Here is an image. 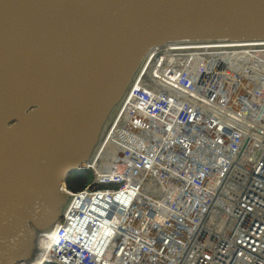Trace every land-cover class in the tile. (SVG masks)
Listing matches in <instances>:
<instances>
[{"label": "water", "instance_id": "95a60500", "mask_svg": "<svg viewBox=\"0 0 264 264\" xmlns=\"http://www.w3.org/2000/svg\"><path fill=\"white\" fill-rule=\"evenodd\" d=\"M264 41V0H0V264L36 258L147 55Z\"/></svg>", "mask_w": 264, "mask_h": 264}, {"label": "bare ground", "instance_id": "6f19581e", "mask_svg": "<svg viewBox=\"0 0 264 264\" xmlns=\"http://www.w3.org/2000/svg\"><path fill=\"white\" fill-rule=\"evenodd\" d=\"M181 67L185 70L180 71L182 74L178 76L174 72ZM210 94L215 95L213 96L215 100L208 101ZM251 102L256 103L253 106ZM187 107L193 110V114L187 115L186 121L182 123V127H186L187 132L176 130V128L181 129L175 124L177 111ZM230 125L232 126L230 130H236L233 141L239 145L249 141L254 145V151L258 150L254 155V168L249 173L239 175L234 164L232 165L234 168L225 167L220 178L217 175L211 176L215 179V184L213 186L209 184L210 187L206 190L208 195L205 196H209L210 201H216V205L220 203L218 207L223 203L228 206V210L238 212L246 218L248 207L257 210L258 204L264 203L258 198L260 190L264 193V41L164 45L159 49L154 48L147 55L96 154L91 162L83 166L93 169L98 182L102 177L113 174L120 178L127 174L140 181L145 178L147 180L145 188H150L152 184L153 190L161 193L162 196H165L163 191L166 185L171 183L170 179H176L174 181L178 182L176 188L179 193L176 199L178 202H173L176 210L179 208L177 206H180L179 200L182 199V191L187 187V183L183 180L182 168L176 166L173 161L175 158H169L164 152V149H168L166 144L171 146L173 139H179L178 144L187 146L189 150L193 149L195 155L199 147L190 134H194L197 141L204 142L206 139H211L213 134L222 131V127ZM227 132L228 138L231 137V133ZM134 144L136 145L134 150H130L131 152L126 150L127 146L130 148ZM149 144H155L152 148L157 150L152 151L151 155L153 157L156 155L160 161H154L155 158L151 165H146L139 162L137 156L139 151ZM146 149L148 153L152 150L151 147ZM179 149L178 146L176 151L171 152L177 153ZM128 154L133 158L132 165L138 169L134 171L135 174L131 170L121 172L123 171L121 166L129 164L126 162L129 159L125 161L122 158ZM115 157L120 159L113 162ZM111 162L119 166V170L113 168V171H106L105 174L104 168H111ZM143 168L148 169L143 170ZM231 179L236 180L235 185ZM259 183L263 189L258 186ZM249 184L259 189L254 196L243 194ZM142 198L144 196L139 197ZM136 199L138 203V197ZM209 200L207 203L201 200L192 201L189 206L188 221L182 219L178 210L175 212L172 208L168 209V202L160 200L152 203L153 210L150 211L155 213L160 231L163 230V226L169 224L170 220L180 221L177 223L180 224L181 229H177V225L171 227V230H175L180 235L182 246L180 257L171 264H190L191 261L188 260L189 256L192 258L190 254L193 257L203 255V251L207 250L205 244L212 241L213 248L225 245L228 260L224 264H239L243 261L244 255H248L246 247L238 240L244 227L248 224L252 227L254 222L221 220L217 228L212 225L215 216L211 217ZM163 203L166 206H163ZM242 204H245L244 208ZM147 209L148 207L143 206L141 212L145 214ZM250 216L258 218L257 214L247 215ZM51 233L39 237V251L36 258L25 264H43L47 261L49 264H56L50 256H47ZM233 246L236 250L234 255H231ZM262 246L264 247V242ZM115 248L120 247L116 245ZM160 248L163 251L157 258L161 259L167 253L169 242H161L158 252ZM237 253H240L241 258ZM254 255L258 258V264H264V257L260 252H255ZM252 261L254 262V257ZM252 261L249 264H252ZM105 262L108 263L106 259ZM109 263L113 264L114 258ZM193 264L196 262L193 261Z\"/></svg>", "mask_w": 264, "mask_h": 264}, {"label": "built area", "instance_id": "2783aa9c", "mask_svg": "<svg viewBox=\"0 0 264 264\" xmlns=\"http://www.w3.org/2000/svg\"><path fill=\"white\" fill-rule=\"evenodd\" d=\"M183 70L185 69L181 67L174 73L181 76L182 73L180 71ZM213 96L215 97V95ZM213 96L210 94L208 101L215 100ZM223 100H225L224 97ZM255 103L251 102L253 106ZM254 113L252 114L253 117ZM192 114L193 110L189 107L179 109L175 124L176 127H181V129L176 128V130L187 132L186 127H182V123L186 121L187 115ZM229 128H232V126L222 127V131L213 134L211 139H206L204 142L197 141V137L189 133L194 138V143H197V147H199L195 155H193V149L189 150L187 146L183 144L179 145V139H173L171 146L166 144L168 149H164V152L167 153L169 158H175L172 159L176 166L182 168L183 180L187 183V187H184V191H182V199L179 200L180 206H177L179 208L176 209L183 220L188 221L189 206L192 201L201 200L207 203L209 200V196H205L208 195L206 190L210 185L213 186L215 184V179H212L211 176L217 175L220 178L224 173L223 169L227 166L231 168L236 167L239 175L249 173L254 168V155L257 154L258 150L254 151V145L249 141L244 142L243 145H239L236 141H233L235 140L233 137L236 136V130L232 131ZM227 131L231 133V137L229 136V138ZM228 144L229 146H227ZM153 146L155 144H149L146 147H151L152 150L149 153L146 148L139 151L137 160L146 165H151L155 158L154 161H160L156 155L154 157L151 155L152 151L156 152L157 150L153 149ZM178 146L180 148L178 152L172 153L171 151H176ZM135 148L136 145L134 144L130 148L127 146L126 150L131 152L130 150H134ZM175 148L177 149L175 150ZM122 158L125 161L129 159V161H126L129 164L121 166L123 169L122 173L125 170L138 171L132 165L133 160L131 159L133 158L130 154L124 155ZM118 159L120 158L115 157L112 161L115 162ZM173 161L171 160L172 164ZM113 162L110 164L111 168H104L105 174H107L106 171H113V168L119 170V166ZM233 164L235 165L234 167L232 166ZM146 169L148 168H143V170ZM170 173L172 174L171 171ZM174 180L170 179L171 183L167 184L165 191H163L165 196H162L161 193L153 190L152 184L150 188H145L147 182L145 178L140 181L135 177H129L127 174L122 178L113 174L112 176L102 177V180L98 182L92 169V182L85 188L72 192L65 186L66 192L69 196L73 197L61 219L52 230L47 256H50L56 264H111L109 262L113 258V264L173 263V261L180 257L182 246L180 235L175 230H171V227L177 225L176 228L181 229L180 224H178L180 221L170 220L169 224L163 226V230L160 231L159 224L155 220V213L153 214L150 210H153L152 203L154 201L164 200L169 203L167 208H172V211L176 212L174 210L176 205L173 202H178L176 199L179 193H177L178 189L176 188L178 182ZM249 185L243 194L254 196V193L257 194L259 192L258 188H254L251 184ZM258 186L263 189L261 184ZM262 191L260 190L261 193ZM143 196L144 198L139 199V197ZM136 197H138V203H136ZM208 204H210L212 210L211 217L215 216L212 225L217 228L221 220H228L229 222H237L239 220L254 222L252 227H249V224L247 227H244L243 232L239 235L240 240L238 242L240 241L246 247L248 253L247 256L244 255L243 261L239 262V264H245L246 262L249 264L253 257L254 262L252 261V264H258V258L255 257L254 253L260 252L264 257V247L262 246L264 242V206H259L260 210H258L259 207L257 210L248 207V213H246L245 218V216L239 215L238 212L228 210V206L223 203L218 207L220 203L216 205V201L209 200ZM242 205L244 208L245 204ZM143 206L148 207L145 214L141 212ZM163 206L166 205L163 203ZM248 214H257L258 218L257 216L247 217ZM190 215H194V213H190ZM148 222L151 223L148 224ZM253 228L254 231L251 230ZM259 234L260 236L256 238L255 236ZM164 241L169 242V248L166 255L160 259L157 256L161 254L163 249L160 248L159 252L157 249L160 247L161 242L164 243ZM213 244V241L206 243L205 247L207 250L203 251V255L201 256L196 255L197 257H193L190 254L192 257H188V260L191 261L190 264H193V261L197 264H224L228 260L225 245L223 246L222 244L213 248ZM116 245L120 248L114 249ZM235 250L233 246L231 255H234ZM239 255L240 253H237V256L241 258ZM105 259L108 263L105 262ZM43 264H49V262L47 261Z\"/></svg>", "mask_w": 264, "mask_h": 264}, {"label": "rangeland", "instance_id": "374dc122", "mask_svg": "<svg viewBox=\"0 0 264 264\" xmlns=\"http://www.w3.org/2000/svg\"><path fill=\"white\" fill-rule=\"evenodd\" d=\"M91 182H92V172H91V175H89L85 171H78V172H75V173L70 174L67 177L65 186H66V188L68 190H70L72 192H75V191H79V190L85 188V186L87 184L91 183ZM231 182H234V185H235V182L236 181L234 179H231ZM229 184H230V182H229ZM238 198H240V197H238ZM258 198H260V200L264 202V193H261L260 192V194L258 195ZM261 201H257V202H261ZM258 205L259 206H262V205H264V203L262 205L261 204H258ZM258 210H260V207H259ZM251 230L254 231V228L251 229ZM259 236H260V234L257 235V236H255V237L257 238ZM199 264H203V263H199Z\"/></svg>", "mask_w": 264, "mask_h": 264}, {"label": "trees", "instance_id": "16d2710c", "mask_svg": "<svg viewBox=\"0 0 264 264\" xmlns=\"http://www.w3.org/2000/svg\"><path fill=\"white\" fill-rule=\"evenodd\" d=\"M85 172L88 173L89 175H91V171H90V170H87V171H85ZM87 185H88V184H87ZM87 185H86V186H87ZM86 186H85V187H86Z\"/></svg>", "mask_w": 264, "mask_h": 264}]
</instances>
